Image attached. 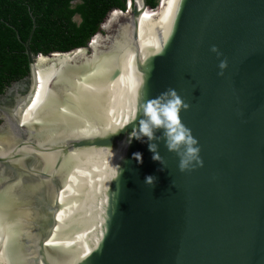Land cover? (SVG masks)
Segmentation results:
<instances>
[{"label":"water","instance_id":"water-1","mask_svg":"<svg viewBox=\"0 0 264 264\" xmlns=\"http://www.w3.org/2000/svg\"><path fill=\"white\" fill-rule=\"evenodd\" d=\"M125 7L95 50L33 55L34 26L22 43L0 95V264H264V0H175L155 47L159 3ZM79 50L38 97L37 70Z\"/></svg>","mask_w":264,"mask_h":264},{"label":"trees","instance_id":"trees-1","mask_svg":"<svg viewBox=\"0 0 264 264\" xmlns=\"http://www.w3.org/2000/svg\"><path fill=\"white\" fill-rule=\"evenodd\" d=\"M155 9L158 0H145ZM75 2V3H74ZM127 0H0V95L27 74L25 43L33 55L66 53L85 44L109 22L112 10L125 11ZM74 3V4H73ZM78 17V21L74 18ZM104 20V22H103ZM112 23H108L109 25ZM107 29V27H106ZM94 40V39H93Z\"/></svg>","mask_w":264,"mask_h":264},{"label":"bare ground","instance_id":"bare-ground-1","mask_svg":"<svg viewBox=\"0 0 264 264\" xmlns=\"http://www.w3.org/2000/svg\"><path fill=\"white\" fill-rule=\"evenodd\" d=\"M158 2L161 5V8L158 7L156 9V11L155 10H150V11L145 10L144 11V20H145V23H146V26H147L153 47L157 46V40H158V38L156 36V32H155L156 31L155 24H153V22L156 21L155 23L157 24V26L159 28H161V27L166 28L168 18L170 16V14L172 12V8L175 4V0H158ZM111 15H109V16H111L109 22H111V21L113 22V20L115 19V16H117V13L115 12V13H112ZM153 17H156L155 21H153V19H151ZM108 18L109 17H107V19ZM107 19L105 20V22L107 21ZM108 23L104 29H106V27L108 28ZM102 27H103V25H102ZM95 36L91 39V45H90V47L93 50H95V47L97 45H99L100 41L102 40V38L100 36H98V35H95ZM139 44H141L140 41H139ZM83 52H84L83 50H79V51L74 52L72 55H63V56L56 55L55 58L59 59V62H60L59 65L50 66L48 68L38 69L37 70L38 97L49 100V93L51 92V88L56 85V83L58 82L59 75L61 74V72H63L65 66L67 65V63L65 62V59H69L72 56H73L72 58L79 57L83 54ZM91 58H92L91 59L92 62H94L95 57L93 56ZM43 62H45V60L40 59V63H43ZM95 69H96V67L94 66L90 69L89 72H91ZM89 72H87V73H89ZM77 79L78 78H76L75 80H77ZM6 257L7 256L0 249V262H3V261L5 262ZM6 261H7V259H6Z\"/></svg>","mask_w":264,"mask_h":264},{"label":"clouds","instance_id":"clouds-1","mask_svg":"<svg viewBox=\"0 0 264 264\" xmlns=\"http://www.w3.org/2000/svg\"><path fill=\"white\" fill-rule=\"evenodd\" d=\"M222 66H223V63H221V67H222ZM176 103L178 104L179 101H176ZM149 111H151L150 108H149ZM170 118L172 119V122H173V123H176V120H175L174 117H170ZM152 119H153V120H156V117L153 116ZM156 122L159 123V121H156ZM141 130H142V131H146L145 128H142ZM183 139H184V136H183L182 134H177V135H175V136L172 138L173 143L168 144V148L171 149V148L173 147V144H175L176 142H179V141H181V140H183ZM188 140H189L191 143H193V144L195 143V141L192 140L191 137H188ZM129 142H130V141H129ZM153 147H154L153 145H149V146H148V151L152 153V155H151V159L154 160V161H159L160 157L158 156V154H157L156 152L153 151ZM187 151H188L189 153H194V152L196 151V149H195V148H191V147H189V148L187 149ZM131 155L136 159V161H137L138 164L141 162V154H140L139 152H133ZM185 166H186V161L182 158V159L180 160V162H179V167H180L181 170H183V168H184ZM153 179H154V177H153V176H150V175H146V176L144 177V181H145V183H151V182L153 181Z\"/></svg>","mask_w":264,"mask_h":264},{"label":"built area","instance_id":"built-area-1","mask_svg":"<svg viewBox=\"0 0 264 264\" xmlns=\"http://www.w3.org/2000/svg\"><path fill=\"white\" fill-rule=\"evenodd\" d=\"M127 4H129V0H127V2H126V6H127Z\"/></svg>","mask_w":264,"mask_h":264},{"label":"rangeland","instance_id":"rangeland-1","mask_svg":"<svg viewBox=\"0 0 264 264\" xmlns=\"http://www.w3.org/2000/svg\"><path fill=\"white\" fill-rule=\"evenodd\" d=\"M159 3V2H158ZM160 5V4H159ZM126 8V7H125ZM159 8H161V5H160V7Z\"/></svg>","mask_w":264,"mask_h":264}]
</instances>
